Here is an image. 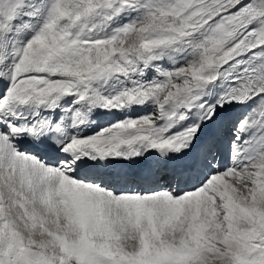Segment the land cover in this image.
I'll use <instances>...</instances> for the list:
<instances>
[{"label":"snow or ice","instance_id":"1","mask_svg":"<svg viewBox=\"0 0 264 264\" xmlns=\"http://www.w3.org/2000/svg\"><path fill=\"white\" fill-rule=\"evenodd\" d=\"M0 264H264V0H0Z\"/></svg>","mask_w":264,"mask_h":264}]
</instances>
